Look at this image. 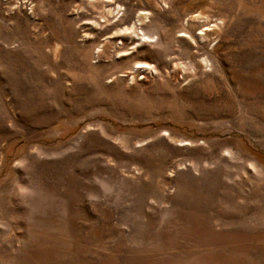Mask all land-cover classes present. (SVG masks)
I'll use <instances>...</instances> for the list:
<instances>
[{"label":"rangeland","instance_id":"obj_1","mask_svg":"<svg viewBox=\"0 0 264 264\" xmlns=\"http://www.w3.org/2000/svg\"><path fill=\"white\" fill-rule=\"evenodd\" d=\"M263 116L264 0H0V264H264Z\"/></svg>","mask_w":264,"mask_h":264},{"label":"bare ground","instance_id":"obj_2","mask_svg":"<svg viewBox=\"0 0 264 264\" xmlns=\"http://www.w3.org/2000/svg\"><path fill=\"white\" fill-rule=\"evenodd\" d=\"M204 35H206V34H204ZM56 50V49H55ZM54 52V51H53ZM138 66L136 67V68H146V67H148V65L147 64H145V63H138L137 64ZM264 117V116H263ZM263 123V122H262ZM261 130V129H260Z\"/></svg>","mask_w":264,"mask_h":264}]
</instances>
